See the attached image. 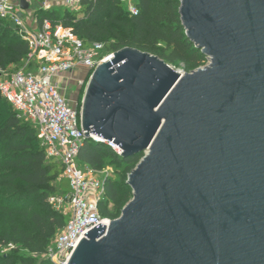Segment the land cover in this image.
I'll return each instance as SVG.
<instances>
[{"label": "water", "instance_id": "95a60500", "mask_svg": "<svg viewBox=\"0 0 264 264\" xmlns=\"http://www.w3.org/2000/svg\"><path fill=\"white\" fill-rule=\"evenodd\" d=\"M179 13L209 66L183 74L125 48L89 81L84 142L145 158L121 217L69 264H264V0H182Z\"/></svg>", "mask_w": 264, "mask_h": 264}, {"label": "trees", "instance_id": "16d2710c", "mask_svg": "<svg viewBox=\"0 0 264 264\" xmlns=\"http://www.w3.org/2000/svg\"><path fill=\"white\" fill-rule=\"evenodd\" d=\"M181 1L134 0L138 13L132 15L122 0H82L78 12L38 10L36 17L40 24L48 19L72 28L86 46L102 44L108 55L132 48L182 65L191 73L206 66L208 58L186 36L179 13ZM29 52L14 25L0 18V71L24 65ZM141 158L125 159L105 144L84 142L78 156L81 166L95 173L108 163L123 167L118 180H104L105 196L100 203L104 218L119 219L133 199L127 180ZM62 174L59 163L47 160L35 126L18 118L0 94V264H51L45 257L47 250L70 220V214L56 211L49 203L52 196L70 192ZM5 247L13 250L1 254Z\"/></svg>", "mask_w": 264, "mask_h": 264}, {"label": "built area", "instance_id": "2783aa9c", "mask_svg": "<svg viewBox=\"0 0 264 264\" xmlns=\"http://www.w3.org/2000/svg\"><path fill=\"white\" fill-rule=\"evenodd\" d=\"M21 1L0 0V18L14 25L30 51L22 70L12 75L0 71V94L13 107L18 118L35 126L47 160L59 163L63 168L62 177L69 181L67 195L49 199L56 211L70 214V220L45 255L51 264H69L78 245L86 238L85 234L98 225L105 226L107 231L112 220L104 218L100 212L105 181L97 178L90 168H80L78 156L86 137L82 110L66 100L63 85L72 81L70 74L81 68L87 70L84 79H91L98 66L113 54H106L102 44L86 46L72 28L55 25L48 19L40 24L35 17L34 22L40 27L32 30L24 19ZM122 1L130 14L138 13L134 0ZM26 2L38 3L39 10L45 12L56 8L78 12L82 6V0ZM209 65L210 60L204 67ZM92 139L104 143L121 156L122 150L114 143L95 135ZM144 158L145 154L141 160Z\"/></svg>", "mask_w": 264, "mask_h": 264}, {"label": "rangeland", "instance_id": "374dc122", "mask_svg": "<svg viewBox=\"0 0 264 264\" xmlns=\"http://www.w3.org/2000/svg\"><path fill=\"white\" fill-rule=\"evenodd\" d=\"M37 7V6H36ZM173 69L176 71H179L183 74L188 73V71L184 68V66L179 64H169ZM25 67V64L22 66L15 67L13 70L5 72L6 75H12L20 70H22ZM87 73V70L84 68L76 70L74 73L70 74V78L72 81H68L65 85H63V88H67L69 93L72 95V100L68 101L73 107H78L82 110L83 102L86 94V90L90 81V78H85V74ZM80 81L81 84H77L76 81ZM63 89V91H64ZM64 94V93H63ZM65 96V95H64ZM81 169H85V167L80 165ZM123 172L122 166H115L110 163L105 167V169L102 172L96 173V177L100 178L102 180H106L107 178H111L113 180H118L120 178V173ZM67 184L69 183L68 180ZM55 186L58 187V183H55ZM68 207H66L67 209ZM109 210H112V205H109ZM11 250H13L12 247H5L1 249V254H8Z\"/></svg>", "mask_w": 264, "mask_h": 264}, {"label": "crops", "instance_id": "0c3cea01", "mask_svg": "<svg viewBox=\"0 0 264 264\" xmlns=\"http://www.w3.org/2000/svg\"><path fill=\"white\" fill-rule=\"evenodd\" d=\"M28 5H29V9L25 11L23 14L24 19L26 20L28 26L32 30H38L40 26L34 22V19L36 17V12L39 10V4L38 3H28Z\"/></svg>", "mask_w": 264, "mask_h": 264}, {"label": "flooded vegetation", "instance_id": "af4514ba", "mask_svg": "<svg viewBox=\"0 0 264 264\" xmlns=\"http://www.w3.org/2000/svg\"><path fill=\"white\" fill-rule=\"evenodd\" d=\"M65 97L67 98L68 101H71L72 100V95L69 93L68 89L65 88L64 91H63Z\"/></svg>", "mask_w": 264, "mask_h": 264}, {"label": "bare ground", "instance_id": "6f19581e", "mask_svg": "<svg viewBox=\"0 0 264 264\" xmlns=\"http://www.w3.org/2000/svg\"><path fill=\"white\" fill-rule=\"evenodd\" d=\"M211 63V62H210Z\"/></svg>", "mask_w": 264, "mask_h": 264}]
</instances>
